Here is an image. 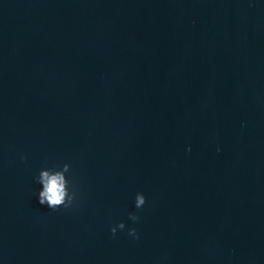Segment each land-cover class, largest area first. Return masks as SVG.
Wrapping results in <instances>:
<instances>
[{
    "label": "water",
    "instance_id": "water-1",
    "mask_svg": "<svg viewBox=\"0 0 264 264\" xmlns=\"http://www.w3.org/2000/svg\"><path fill=\"white\" fill-rule=\"evenodd\" d=\"M0 264H264V0H0Z\"/></svg>",
    "mask_w": 264,
    "mask_h": 264
},
{
    "label": "clouds",
    "instance_id": "clouds-1",
    "mask_svg": "<svg viewBox=\"0 0 264 264\" xmlns=\"http://www.w3.org/2000/svg\"><path fill=\"white\" fill-rule=\"evenodd\" d=\"M189 151L191 149L189 148ZM22 160H26V156L21 157ZM71 171V166L64 164L62 168H47L42 169L36 178V182L42 185V190L39 192V203L46 205L53 211L59 210L61 207L65 209L72 208L77 202V191L71 189L70 181L66 179L65 173ZM147 203L146 197L142 193H137L135 197V207L138 210H142ZM129 219L134 223L140 220V216L135 213L129 214ZM126 225L120 223L116 227L111 228L113 236L117 234L118 229H125ZM128 235L135 239H139V234L136 228H131L128 231Z\"/></svg>",
    "mask_w": 264,
    "mask_h": 264
}]
</instances>
